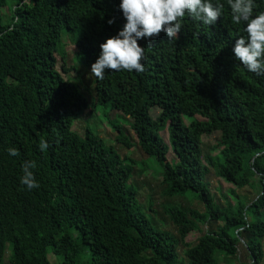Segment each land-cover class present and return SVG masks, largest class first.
Instances as JSON below:
<instances>
[{
    "label": "trees",
    "instance_id": "16d2710c",
    "mask_svg": "<svg viewBox=\"0 0 264 264\" xmlns=\"http://www.w3.org/2000/svg\"><path fill=\"white\" fill-rule=\"evenodd\" d=\"M219 2L223 18L214 27L185 17L177 40L161 33L151 44L138 41L143 72L84 80L98 45L125 22L118 0H0V264H51L49 254L78 264L87 252L83 264H226L241 250L250 262L239 264H264V155H255L264 152V77L232 60L242 26L231 23L227 0ZM256 7L264 10V0ZM72 58L76 68H66ZM70 71L73 80L64 78ZM97 111L129 121V130L111 123V140L146 156L166 196L191 195L202 205V213L164 208L177 237L145 217L152 209L131 182L133 162L89 127L75 130ZM213 134L218 152L203 154L202 138ZM26 161L35 163L32 190L19 183ZM210 171L233 189L256 182L257 197L247 204L228 189L214 200ZM194 232L201 235L189 241Z\"/></svg>",
    "mask_w": 264,
    "mask_h": 264
},
{
    "label": "clouds",
    "instance_id": "9594fccd",
    "mask_svg": "<svg viewBox=\"0 0 264 264\" xmlns=\"http://www.w3.org/2000/svg\"><path fill=\"white\" fill-rule=\"evenodd\" d=\"M29 0H23L28 3ZM257 0H227L230 20L237 29L231 47V58L243 66L246 72L256 77H264V10H257ZM224 5L219 0H118V10L125 21L115 35L98 45L96 59L90 65V74L102 80L106 71H127L141 73L146 59L145 47L138 41L149 42L161 33L169 42L178 39L185 17L201 25L214 27L223 18ZM109 25L114 19H108ZM149 44H151L149 42ZM148 44V45H149ZM38 148L44 152L48 148L45 140ZM9 156L18 154L15 148L7 149ZM255 155H264L257 151ZM35 163L26 161L21 166L19 183L27 190L38 188V183L30 169Z\"/></svg>",
    "mask_w": 264,
    "mask_h": 264
},
{
    "label": "rangeland",
    "instance_id": "374dc122",
    "mask_svg": "<svg viewBox=\"0 0 264 264\" xmlns=\"http://www.w3.org/2000/svg\"><path fill=\"white\" fill-rule=\"evenodd\" d=\"M67 52L71 54L72 48L69 47L67 49ZM70 58V57H69ZM77 60L71 59L67 60V66L66 68H76ZM84 80L89 79L90 71H87L84 73ZM73 71H70L69 74L64 75L65 79H71L73 80ZM151 115L153 117H156L158 115V110L151 111ZM86 118H89L90 115H85ZM198 120H200L199 117H197ZM82 120V117L78 120V123L75 124V130L78 132H81V130L84 128V126L87 128L89 127L92 129V131H96L99 134V137L102 139L104 145L106 148L113 150L117 154H119L122 158H127L131 160L133 163H130L132 169H133V178L131 180L132 184L138 189V197L139 201L145 208H148V206H151V211H145L144 214L145 217L151 222V223H159V220H161L164 223L163 229L173 236H176V231L173 227V225L169 222V217L164 213V208L174 205H180L184 208L189 209H195L196 211L202 213L204 212L203 207L201 204H199L196 200L192 198L191 195H186L182 198H170L164 194V186L161 184L162 178L159 175H155L152 173L153 168L151 166V163L147 161L146 156L140 152V150L137 147H133L131 149H125L121 145L115 144L114 139L117 136V132L115 128L112 127L111 123L115 121L116 124L122 126L123 128L129 130V121L122 117L121 115H116V113H113L111 111H108L105 115L97 111L95 114H93L90 117V120H85L84 122H80ZM109 135V136H108ZM129 135L132 139H135L133 133L129 131ZM108 136V137H107ZM160 136L164 140V142L167 143V133L166 131H163ZM218 134H213L208 137H203V154H209L210 156L215 155L218 150H213L215 145L218 141ZM172 155L169 153V158H171ZM146 160V161H145ZM145 161L147 163L148 170L147 171H141V168L138 166V164ZM137 164V165H136ZM208 181L210 183L209 185V197H213L214 200H219L221 202L220 198V192L225 193L228 189H233L231 185L224 183L222 180L218 179L214 176L213 172L210 171V174L208 176ZM234 192L243 199L247 204H249L251 201H253L259 192V186L255 182L254 187H245L243 189H233ZM154 213L156 214L157 218L154 216ZM262 213H264V209L262 210ZM159 219V220H158ZM201 230L207 229V226H200ZM201 235L200 232H194L191 233V235L188 237L189 241H195L199 236ZM263 248H264V241L262 242ZM264 252V250H263ZM179 255L182 256V248H179ZM89 259V253L87 252L81 257V260L78 264H83ZM219 261H222V257H218ZM48 260L51 264H58L57 259L52 255H48ZM239 262H250V259L246 256V254L241 250L238 254V261L232 260L229 261L226 264H239ZM5 264H8L7 260H5Z\"/></svg>",
    "mask_w": 264,
    "mask_h": 264
}]
</instances>
